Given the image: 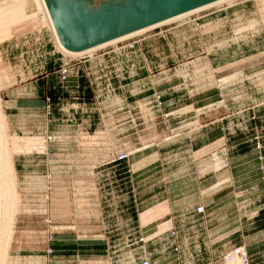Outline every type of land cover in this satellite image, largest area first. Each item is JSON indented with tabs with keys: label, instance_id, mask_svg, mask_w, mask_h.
Listing matches in <instances>:
<instances>
[{
	"label": "rangeland",
	"instance_id": "1",
	"mask_svg": "<svg viewBox=\"0 0 264 264\" xmlns=\"http://www.w3.org/2000/svg\"><path fill=\"white\" fill-rule=\"evenodd\" d=\"M91 52L0 0V264H264V0Z\"/></svg>",
	"mask_w": 264,
	"mask_h": 264
},
{
	"label": "water",
	"instance_id": "2",
	"mask_svg": "<svg viewBox=\"0 0 264 264\" xmlns=\"http://www.w3.org/2000/svg\"><path fill=\"white\" fill-rule=\"evenodd\" d=\"M215 0H44L59 42L80 51Z\"/></svg>",
	"mask_w": 264,
	"mask_h": 264
},
{
	"label": "bare ground",
	"instance_id": "3",
	"mask_svg": "<svg viewBox=\"0 0 264 264\" xmlns=\"http://www.w3.org/2000/svg\"><path fill=\"white\" fill-rule=\"evenodd\" d=\"M230 1H232V0H215L213 2L207 3V4L202 5L200 7H197V8H194L192 10L177 14L175 16L169 17V18H167L165 20H162L160 22H157V23L151 24L149 26L137 29L135 31L126 33V34L121 35L119 37L113 38V39L108 40L106 42H103L101 44H98V45H95V46H92V47H89V48H86V49L80 50V51H71V50L66 49L64 46H62V44L59 42V40L57 38V35L55 33V29H54L53 24L51 22V19H50L49 13L47 11V8H46L44 0H39V3H40L41 8L44 11V14H45V17H46V21H47L48 26L50 27V29H51V31L53 33V36H54L55 41L57 43V46L63 51V53H66V54L74 56V57L75 56L79 57V55H82V54H85V53L89 54L91 51H93V50H95V49H97L99 47L105 46L107 44L115 43V42H117L119 40L125 39L127 37L133 36V35L141 33V32H144V31H146V30H148L150 28H153L154 26H158V25H161V24H164V23L179 19V18L184 17V16H186L188 14H191L193 12H197V11L202 10V9L209 8V7H211L213 5H216V4H220V3H223V2H230ZM4 127L5 126H4V120H3V113H2V111L0 109V239L4 236V233L6 231L5 230V226L9 225V223L6 222V221L7 220L10 221V216L8 214L10 212L9 211L10 210L9 209L10 208V204H9L8 200L6 201L7 192H8V184L5 183V181H4V177H5L4 174H5L6 168H8V164H9V160H8L9 158L6 157L7 156V152H6V148H5V134H4L5 130H4ZM1 249H2V245H1V242H0V251H1ZM1 257H0V260H1ZM225 264H242V258H241L240 253L235 252V251L233 253H231L230 256L226 257Z\"/></svg>",
	"mask_w": 264,
	"mask_h": 264
},
{
	"label": "built area",
	"instance_id": "4",
	"mask_svg": "<svg viewBox=\"0 0 264 264\" xmlns=\"http://www.w3.org/2000/svg\"><path fill=\"white\" fill-rule=\"evenodd\" d=\"M65 69H67V67H63L62 70H65ZM48 136H49V135H48ZM49 137H51V136H49ZM234 251L240 253L241 258H242V264H247V257H246V254H245V250L242 249V248H240V249H238V250H233V251H231L227 256H230V254L233 253ZM227 256H226V257H227ZM226 257H225V258H226Z\"/></svg>",
	"mask_w": 264,
	"mask_h": 264
},
{
	"label": "crops",
	"instance_id": "5",
	"mask_svg": "<svg viewBox=\"0 0 264 264\" xmlns=\"http://www.w3.org/2000/svg\"><path fill=\"white\" fill-rule=\"evenodd\" d=\"M16 100H17V98H16ZM263 103H264V101H263ZM253 108H254V107H253ZM253 108H252V109H253ZM254 110H255V113H257V114L260 113V112H264V105H263V106H257ZM257 114H256V115H257ZM252 143H253V141H252ZM254 153H255V152H254V149L250 151V154H254ZM237 159H239V158H237ZM251 159H252V158H251ZM255 161H256V159H255ZM256 162H257V161H256ZM243 173H244V172H241L240 174H243ZM235 221H236V220H235Z\"/></svg>",
	"mask_w": 264,
	"mask_h": 264
}]
</instances>
